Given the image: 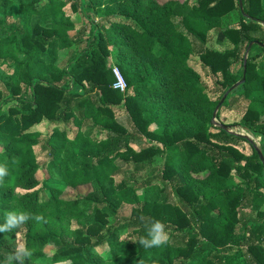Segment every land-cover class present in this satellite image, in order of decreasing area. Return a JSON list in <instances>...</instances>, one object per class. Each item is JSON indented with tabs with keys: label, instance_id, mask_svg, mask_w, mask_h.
<instances>
[{
	"label": "trees",
	"instance_id": "1",
	"mask_svg": "<svg viewBox=\"0 0 264 264\" xmlns=\"http://www.w3.org/2000/svg\"><path fill=\"white\" fill-rule=\"evenodd\" d=\"M261 2L184 0L174 18L155 0H0V225L9 212L32 217L0 232V264L21 243L32 253L24 264H264V168L229 131L258 137L264 159ZM211 31L224 50L207 45ZM243 70L217 127L214 108ZM154 220L169 243L145 248Z\"/></svg>",
	"mask_w": 264,
	"mask_h": 264
},
{
	"label": "rangeland",
	"instance_id": "2",
	"mask_svg": "<svg viewBox=\"0 0 264 264\" xmlns=\"http://www.w3.org/2000/svg\"><path fill=\"white\" fill-rule=\"evenodd\" d=\"M183 1L184 0H155L156 4H158L160 6H163L164 7V10L167 11V12H165V14L171 13V15L174 18H180L184 14V12H183V9L182 8H178V7H176V5H175L176 9H173V3L175 2V4H181ZM139 2L143 6H148L149 5V0H139ZM261 5H262V7L264 9V0H262ZM15 7H16V4H15L14 8ZM176 10L178 12H175ZM151 13L153 15H155V12L154 11L151 12ZM165 14H162V15L164 16ZM237 20H238V18H237L236 10H234L231 13L227 14L222 19V24H223V26H225V25H228V24L235 23ZM73 21H75V23L79 24L80 18L74 19ZM213 32L214 31H211L210 34H209V40H208L207 45L210 46V47L215 48L216 50H224L228 46V43L227 42L214 43L213 40H212V37L214 35ZM72 49L76 50V49H78V47L73 46ZM65 54H66V50L59 51L58 52V55H57L58 61L63 60L66 57ZM246 56H247V53L244 52L243 53V57H246ZM187 59H188L189 63L193 66L194 71L198 73L199 78H200L199 81H200L201 85L205 89H209L210 88V84H211L210 76L208 75L207 71H204L203 69L200 68V66L198 65V58L196 56H190L189 55L187 57ZM108 63L112 67V65H113V57L112 56L109 57ZM239 70H240V64H235L230 69V74L238 75ZM230 92L228 94H230ZM121 93H123V92H121ZM222 103H221L220 107L217 109V111L219 109H221ZM216 112H215V114H216ZM221 115L222 116H226L228 122H237L238 121V117L236 115H234L233 113H230V112H228V113L222 112ZM211 120L212 119L209 120L210 123L212 122ZM214 122L217 123V120L215 118H214ZM44 128H45V124H41L40 127H39L40 132L43 133L44 132ZM229 131L232 132V133H234V134H239V135L244 136L245 139L247 140V142L251 143L258 150V147L260 145V139L258 137L250 134L245 129L239 128V127H233V128L230 127L229 128ZM150 144H154V143L151 142ZM259 153L262 156V154H261L260 151H259ZM64 157L67 158V150L64 153ZM42 160H43V158H42ZM155 162L156 163L158 162V159L157 158H155ZM36 179L39 182L42 181V180H45L46 179V173H45V171L42 170V169H40L39 171H37V173H36ZM115 180H117V178ZM89 190H90V187L88 185L77 187L75 190L69 191V192H67V189H65V191L62 194V196L63 197H67V195H72V194H76V193H78L79 195H82V194H85L86 192H89ZM167 191L170 192L171 191V188H168ZM139 198H141V195H139ZM118 216H119V218H126V217H128L129 216V207L127 206V207L123 208V210L118 214ZM52 251H53V248L50 247V246H47L44 249V256L43 257L44 258H47L52 253Z\"/></svg>",
	"mask_w": 264,
	"mask_h": 264
},
{
	"label": "clouds",
	"instance_id": "3",
	"mask_svg": "<svg viewBox=\"0 0 264 264\" xmlns=\"http://www.w3.org/2000/svg\"><path fill=\"white\" fill-rule=\"evenodd\" d=\"M7 168L5 165L0 164V182L3 181V178L7 175ZM30 217L29 214L26 213H13L9 212L5 218V223L0 225V232H8L13 228L18 227L25 221H27ZM37 221L41 220V216L34 217ZM169 235L165 229L164 223L159 220H154L150 224L146 225V236H141L139 238V243L143 245L145 248L151 247H159L161 245H165L169 243ZM32 255L31 251H29L26 246L21 243L15 250V253L8 256V264H11L13 260L19 262V264H24V258L30 257Z\"/></svg>",
	"mask_w": 264,
	"mask_h": 264
},
{
	"label": "water",
	"instance_id": "4",
	"mask_svg": "<svg viewBox=\"0 0 264 264\" xmlns=\"http://www.w3.org/2000/svg\"><path fill=\"white\" fill-rule=\"evenodd\" d=\"M238 2H239V0H238ZM240 6V5H239ZM251 45V43H249V45H248V47ZM260 46H262V47H264L263 45H260ZM248 47L246 48V51H245V53L247 52V50H248ZM242 65H243V67H244V61H243V63H242ZM243 75H244V70L242 71V77H241V79L238 81V82H236L235 84H233L231 87H229L225 92H224V94H223V96L221 97V99L218 101V103L216 104V106H215V108H214V111H213V114H212V123H213V125H216L217 127H220L219 125H217L215 122H214V114H215V112L217 111V109L220 107V105H221V103L223 102V100H224V98L226 97V95L233 89V88H235L237 85H239L241 82H243ZM222 129H224V130H226L225 128H223V127H221ZM226 131H228V130H226ZM229 132V131H228ZM235 135H237V136H239V137H243V138H245L244 136H242V135H239V134H235ZM254 150H255V152H256V154H257V158H258V160H259V162H260V164L263 166V168H264V159H263V157L260 155V153H259V151L257 150V148L254 146Z\"/></svg>",
	"mask_w": 264,
	"mask_h": 264
},
{
	"label": "built area",
	"instance_id": "5",
	"mask_svg": "<svg viewBox=\"0 0 264 264\" xmlns=\"http://www.w3.org/2000/svg\"><path fill=\"white\" fill-rule=\"evenodd\" d=\"M111 73L115 79V83L113 84L112 88L119 90V92H123L125 88V84L117 70V68L112 65L111 67Z\"/></svg>",
	"mask_w": 264,
	"mask_h": 264
}]
</instances>
